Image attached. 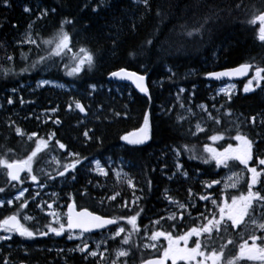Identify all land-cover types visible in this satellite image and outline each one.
Here are the masks:
<instances>
[{"label": "trees", "instance_id": "trees-1", "mask_svg": "<svg viewBox=\"0 0 264 264\" xmlns=\"http://www.w3.org/2000/svg\"><path fill=\"white\" fill-rule=\"evenodd\" d=\"M41 0H9L10 7L0 4V144L11 147L15 150V157L22 158L31 147L32 142H26L10 132L9 120L14 121L26 133L37 132L38 136L46 137L49 132L55 133V138L65 143L66 150H59L53 142H49L52 151L47 149L38 153L34 158L33 169L38 171L45 162L51 157L58 159L66 156V151H77L90 160L95 158L102 163L107 161H122L125 167L127 178L132 179L134 188H129L125 180L115 181L112 173L105 178L95 177L88 163H85V173L79 168L73 172L75 180L68 188L69 194L77 202L83 201L80 191L85 189V208L98 215H123L127 214L121 210L122 207L129 208L133 203L134 196L140 197L138 205L143 208L142 220L139 225L146 223L147 215L151 212L162 210L161 204H168L165 197L167 192L174 200L180 203L202 204L199 195H204L208 190L203 186L204 182L217 180L220 181L224 173L228 170L218 168L215 163H202L200 159H189V155L184 153L179 157V162L183 165V170L187 176L175 175L174 164L175 156L171 149L178 145H187L193 148L195 153L203 155V145L209 144L208 136L222 132L223 139L217 143L218 149L231 143V139L236 133V126L239 125L242 132L256 141L253 146V160L251 166L264 168L255 165L256 156L264 157V126L260 125L259 120L256 126L245 122V117L264 113V91L258 89L249 94L238 93L233 97L232 102L226 99L218 102L213 101L211 93L214 92L218 84L209 83L206 80V73L237 67L242 63H250L264 67V43L258 37L259 22L255 21L254 16L264 11V0H153L152 14L147 16L142 23L138 24L136 38L130 40L119 52L113 55L107 51L111 41L104 37L108 34L105 26L113 17L117 20L124 17L123 24L127 26L133 20V13L138 11L131 0H108L112 4L111 8L100 9L93 14L88 9L81 12L78 8L82 0H44V3L52 6H63L64 13L75 16L79 20H87L91 23V28L87 33L80 31V24L74 27L69 26L67 31L72 35V43L77 47L87 45L88 47L100 49L99 59L93 69L87 75L80 77L67 76L62 70V64L70 63L69 56L63 57L64 62L59 63L60 58L54 57L45 63L38 64L28 71H21L26 66H30L38 55L44 52L35 46L29 50L28 45H17L16 40L21 38L25 27L30 19L22 8L25 3L33 6ZM93 3L96 0H92ZM179 3V8L170 7V4ZM207 3L215 5L212 9L216 13V18L209 22L206 30L196 38L180 39L176 33L178 26L186 20L191 23L193 14L202 16L208 9L200 5ZM157 5L162 6L165 15L157 18L155 12ZM239 5V7H236ZM15 25V27H13ZM37 29L43 37H48L52 33V21L43 22V27L37 24ZM79 32V35L75 33ZM154 33L158 41L151 52H146L143 56L129 57L128 51L132 50L133 45H138L141 40ZM127 36L128 33H123ZM166 50V51H165ZM75 51V49H74ZM27 54V59H22L20 53ZM11 54V63L5 60V55ZM147 65L149 75L147 86L149 96H140L131 88L109 81L107 72L115 70L117 67H127L129 70H140L139 64ZM11 68L7 75L5 68ZM170 69V71H169ZM143 71V70H140ZM253 71V69H252ZM40 79L53 80L60 82L68 87L67 91L56 90L54 88H37L36 84ZM96 83L97 91L92 97L87 96V84ZM195 85V87H193ZM242 83H238L241 88ZM185 89L179 92V89ZM12 89H16L12 92ZM191 94V95H189ZM8 97L13 100L12 104L7 103ZM179 97V98H178ZM74 99H80L81 103L91 106V110L86 107L87 116L85 121L81 118L74 105L72 110L68 105ZM23 100L24 103L20 101ZM102 101L103 113H98L95 103ZM183 105V107H181ZM198 105H204L209 109L213 117L219 118L220 123L210 124L208 130L198 135H191L198 122L196 117L184 113L182 108L191 109L193 112ZM214 106V107H213ZM52 107L57 108L56 113L46 112ZM230 107L231 115H225L224 109ZM120 112V116H113L107 109ZM171 109V111H168ZM217 109V112H215ZM149 114L150 125L153 135L144 146H127L119 139L121 135L137 130L143 123V113ZM126 113V115H125ZM107 119H97V115H105ZM184 119H177V116ZM59 118L61 123L54 124L52 121ZM86 128H92L95 135L103 137L102 143L95 140L84 143L82 133ZM5 137H8L5 140ZM258 145V147H257ZM182 151V148H181ZM2 153V150H0ZM11 156V154H9ZM161 166H163V171ZM231 170H244L235 167ZM172 176V179H168ZM72 178V177H71ZM7 181L6 177L0 172V187ZM148 181H151L149 186ZM218 185V184H215ZM54 190L59 191L53 184ZM188 189H191L193 196L189 197ZM245 189V183L236 191L226 192L228 200L231 195H238ZM52 191V190H51ZM264 193V189H260ZM116 196L115 200H107L108 196ZM31 192H27L25 199L28 202ZM11 197L10 194L3 196ZM101 198H105L103 203ZM215 199L221 197L215 195ZM36 200V203L40 199ZM160 204V205H158ZM37 205L27 204V214L36 216ZM120 205V209L118 206ZM127 205V206H124ZM202 209L211 206H201ZM190 209V207H188ZM2 208L1 211H4ZM133 213V212H132ZM199 211L189 210V216L176 223L180 224L184 230L194 226V221L190 222V217H197ZM206 213V212H205ZM233 243L225 246V251L231 256L238 252L239 240L236 242L234 229L228 228L227 234ZM224 239L217 238L213 247L225 244ZM238 241V240H237ZM15 245H18L15 242ZM42 246V247H41ZM48 246L45 240L35 241L24 244V255L21 251H8L5 249L0 252V264H4V258L10 256L8 264H54L53 257L44 249ZM43 248L37 251L36 248ZM135 264H140L142 259L158 256L157 252L136 249ZM64 264H82L80 259L65 258Z\"/></svg>", "mask_w": 264, "mask_h": 264}, {"label": "snow or ice", "instance_id": "snow-or-ice-1", "mask_svg": "<svg viewBox=\"0 0 264 264\" xmlns=\"http://www.w3.org/2000/svg\"><path fill=\"white\" fill-rule=\"evenodd\" d=\"M132 4L136 6L138 11L134 12L133 20L130 24L125 26L123 24L124 17L121 16L119 20L115 17L106 24L108 28V34L104 37L106 40L111 41V44L107 51L115 55L121 50V48L128 44L130 40L134 41L136 38V33L138 29V24L142 23L143 20L152 14L153 10V0H131ZM0 4H3L7 7H10L9 0H0ZM208 9L207 13L202 16H196L193 14L191 23L187 20L178 26V31L176 33L177 37L180 39L196 38L201 35L205 30L210 21L216 18V13L212 11L215 5H209L203 3L200 5ZM93 14L97 13L100 9H108L112 7L111 3H108V0H96L95 3L92 0H82L78 8L81 12L88 9ZM157 10L155 15L157 18H161L165 15L162 6L157 5ZM170 7L179 8V3L170 4ZM239 7V5H236ZM23 13L30 17L28 23L25 27L24 33L21 35V38L16 40L17 45H28L29 50L31 47L35 46L37 49H40L44 52L43 55H38V59L34 60L30 66H26L21 69V71H28L30 68L36 67L38 64L45 63L48 60H53L54 57L60 58L63 61V57L69 56L70 63L62 64V70L67 76L70 77H80L81 75H87L89 71L93 69L95 64L99 59L100 49L93 50L87 45H81L77 47L76 44L72 43V35L67 31L69 26L74 27L77 23L80 24V31L87 33L91 28L90 21L79 20L75 16H70L64 13L63 6L57 7L50 4L44 3V0H41L40 3L33 6L31 3H25L22 8ZM46 20L52 21V33L48 37H43L41 32L37 29V24H40L43 27V22ZM259 21L260 23V35L259 39L264 41V11H261L259 15L254 16V19L250 23ZM15 27V25H13ZM127 32L128 35L124 36L123 33ZM79 35V32L75 33ZM158 41V37L154 33H149V36L141 40L138 45H133L132 50L127 52L129 57L143 56L146 52H151L152 48L155 47ZM75 49V51H74ZM166 51V50H165ZM22 59H27V54L24 52L20 53ZM5 60L11 63L13 56L11 54L5 55ZM53 63L57 61L53 60ZM47 66V65H46ZM139 69L143 70H129L127 67H117L115 70L108 71L107 77L110 80H120V81H130L132 85L145 96H149V88L146 86V78L149 75L147 65L144 63L139 64ZM253 69L251 78L245 83L243 92L250 93L254 92L255 88H260L264 91V67L259 65H252L250 63L239 64L236 68L227 69L221 72H208L206 76L214 77L219 79L222 76H240L246 75L249 73V70ZM170 71V69H169ZM5 74L7 75L11 72V68L4 69ZM51 83L48 80H41L38 82L40 86ZM195 87V85H193ZM234 87V85L232 86ZM16 89H12V92H15ZM87 96L92 97L93 93L97 91L96 83L87 84ZM185 89L180 88L179 92H184ZM221 92H224L227 96L228 102L233 101V95L228 94L227 89H220ZM191 95V94H189ZM179 98V97H178ZM149 99L151 97L149 96ZM24 103L23 100L20 101ZM8 104H12L13 100L11 97L7 99ZM74 108L79 110V113L87 114L86 107L88 110H91V106H86L81 103L80 99H74L71 104L67 107L69 110ZM95 107L98 113H103L104 109L102 106V101H97ZM183 107V105H181ZM202 110L208 114L209 119H214L216 124L220 123V119L213 117L211 113L204 107V105H198ZM214 107V106H213ZM108 112H112L113 116H120V112H116L113 109H107ZM168 111H171L169 109ZM187 112L191 113V109H187ZM46 112L56 113L57 108L52 107L47 109ZM225 115H231L232 110L230 107L224 109ZM126 115V113H125ZM107 119L105 115H97V119ZM177 119H184L183 116H177ZM259 120L260 125L264 126V113H257L252 116L245 117V122L251 124L253 127L256 126V122ZM54 124L59 125L61 121L59 118L52 121ZM10 132H14L16 136L25 140L26 142H32L34 144L31 147V150L22 157H15V150L11 147H6L4 144H0V172L6 175L7 181H15L16 184H23L24 179H30L34 183L38 181L37 175L34 174L33 162L34 158H37L38 153H41L43 150L47 149L49 152L52 151L49 142H53L54 146L59 150H66L67 146L65 143H62L60 139L55 138V133L49 132L46 137L38 136L37 132L26 133L20 126L15 124L14 121L9 120ZM204 129L201 127V123L197 122L195 125V132H191V135H195L197 132H203ZM153 135V129L150 125L149 114L147 111L143 113V123L140 127L133 132H128L124 135H121L119 139L123 141L126 145L138 146L145 144L148 140L151 139ZM83 142L88 143L95 140L96 143H102L103 137L100 135H95L92 128H86L83 133ZM8 137H5L7 140ZM210 141H217L223 139V133L217 132L207 137ZM231 139L235 140L237 144L233 146L231 143L227 147H223L222 150L211 147L209 144L203 145V153H207V157L203 155H197L193 148H190L187 145H178L176 148L171 149L174 156L179 158L184 153L189 155V159H200L202 163L210 164L214 161L217 167L223 166L225 168H231L234 166V163L238 161L240 165H243L248 173L247 178V191L240 192L239 195H231L230 200L225 199L223 191L221 198L219 200L212 198L211 195H199V200L208 202L210 201L212 205L215 206V210L206 208V213H211V219L205 213H198L197 219L204 221L202 224H194V226L188 227L187 230H184L180 224L176 223L177 214L169 213L167 220L173 221L171 225V231L161 230L153 227L149 235L148 227L144 226V236L147 237L148 243L143 244L144 248H153L158 249V242L161 240L166 241V246L159 250V255L155 257H150L148 259H142L140 264H166L170 261L171 264H239L241 259H246L248 261H259L260 264H264V193L259 190H254V186L257 183L264 184V168L258 170L257 167L249 166V161L253 160V146L256 144V141L250 138L247 134L241 131L240 126H236V133ZM261 142H264L262 139ZM258 147V145H257ZM182 148V151H181ZM11 154V156L9 155ZM71 158L68 163L63 164L62 170H57L56 175L59 177H64L67 179L65 174L71 176L75 180V176L72 175L73 172L77 171V165L81 167L84 166L82 162L88 164H94L95 170L100 174L107 176L108 173L105 171L104 167H101L100 161L92 158L91 160L83 156L80 152L77 151H66V157ZM54 163L59 164V160L55 156L52 157ZM255 165L264 166V157L256 156L253 161ZM163 171V166H161ZM175 172L173 176L179 174L187 176V172L183 170V165L179 162V159L176 160L174 164ZM116 175H120L119 172H116L115 169H112ZM21 173H25V176H21ZM126 182L129 188H134L132 179L127 178V174H124ZM46 179L55 180V177L46 176ZM168 179H172V176H169ZM240 175L233 172L232 176L228 177V182L225 183L224 188H233L237 187L239 183ZM220 183L217 180H211L203 183L205 188H211L213 185ZM16 184H6L3 187H0V193H5L6 188H15ZM150 186L151 181H148ZM44 187L43 183L39 185ZM27 188L17 189L16 196L13 199H8L7 201L0 200V206H4L5 203L8 206L13 204L15 200L18 204V207L14 212L9 215L0 218V231L4 235H0V241H8L13 238V234L18 235L25 239H33L36 236H47L50 233L63 237L67 236L69 240H79L80 243L76 244L74 248L69 249V252H80L83 254V258L87 261L88 257H104V251H108L107 248L104 251L98 252L96 249L89 247L90 241L85 238V233H92L93 230L103 229L105 232L109 233L107 239L115 241L117 238L121 237V234H124L120 239L121 245H127L128 247H119L114 249V258L112 259V264H128V257L131 254V237L134 234H138L141 231L140 226L137 223L138 217L141 216L144 211L143 208H138L134 214L130 215H98L92 211H89L87 208L81 207L78 211L76 210L75 203L71 200V194H69V202L67 204V211L63 215L56 211H49L48 215L52 217V220L43 226V228H31L21 222V214L23 209L26 208L28 204V199L21 198L25 196ZM86 192L80 193L81 196L86 195ZM38 195V194H37ZM52 195H55L53 193ZM119 193H116L113 196H108L107 200H115L116 196ZM189 197H192L194 194L191 189H188ZM166 199L170 203L176 204L179 209L187 210L188 207H194L190 202L189 204L180 203L174 200L171 196L165 193ZM29 199H34V197H29ZM105 198H101L103 203ZM140 197H135L133 203L138 205ZM118 207L120 205H117ZM127 206V205H124ZM40 207V205H37ZM52 204H48V209H52ZM255 213V214H254ZM183 213H180L181 224L183 223ZM248 217V220L245 218ZM23 221L27 222L32 217L26 213L22 214ZM165 217H160L159 220H164ZM159 220L151 221V225H156L159 223ZM123 221L124 223H119ZM230 222V223H229ZM243 224L247 225L249 222L252 226V232L248 235L247 239H242L239 244L238 252L231 257L222 259L224 256L225 245L220 244L219 247H213L216 243L217 238L223 240L224 236L227 234L228 228L236 229L238 225ZM108 226H112L109 228ZM114 229V230H113ZM259 231L260 236L256 235L255 232ZM191 240V246L189 244ZM260 241L258 244L257 241ZM251 241V244L248 243ZM96 247L99 248L102 244H106L107 240L96 241ZM227 243H233L232 240H228ZM61 251L62 250H59ZM123 258V259H121ZM4 264H8L7 257L4 258ZM23 264V262H21ZM99 264V262H98Z\"/></svg>", "mask_w": 264, "mask_h": 264}, {"label": "rangeland", "instance_id": "rangeland-1", "mask_svg": "<svg viewBox=\"0 0 264 264\" xmlns=\"http://www.w3.org/2000/svg\"><path fill=\"white\" fill-rule=\"evenodd\" d=\"M259 29H260V23H259ZM259 35H260V31L258 33V37H259ZM262 42L264 43V41H262ZM60 62L63 63L64 60L63 61L60 60L59 63ZM250 78H251V76L248 79H250ZM41 80H45V79H40L39 81H41ZM247 80H245L244 82H242L241 88L238 87V84L232 83V82L218 84L216 86L214 92L211 93L212 100L213 101H216V102H218L220 100H223V99H226L227 100V96L225 95V93L220 91V89H222V88L227 89L229 95H232L234 93L233 97H235L239 92L242 93V94H249V93H244L243 92V88H244L245 83H247ZM48 81H50L51 83L46 84V85H43V86H40L38 84V82H37V84H36L37 88H42V87H45L46 86V87L54 88L56 90H61V91H67L69 89L68 87L64 86L60 82L53 81V80H48ZM262 83H264V82H262ZM233 85H234V87H232ZM258 89H260V88H258V87L255 88L254 92L257 91ZM250 93H253V92H250ZM182 110H183L184 113H188V115H192L193 117H196V119H198V122L201 123V127L204 129V131L203 132H197L195 135L206 132V130H208V128H209V125L210 124H214V119H209L208 118V114L204 110H202L200 107H197L191 113L187 112L186 111L187 109L182 108ZM208 111L210 112L209 109H208ZM215 112H217V109H215ZM211 115H212V113H211ZM224 116H227V115H224ZM82 119H83V121H85V118H82ZM218 142H219V140H217L215 142L209 141V145L211 147H214V148H217L218 149V147L216 146ZM236 144H237V142L234 140V145L233 146H235ZM223 147H227V145H225ZM223 147H221V149H218V150H222ZM204 155L207 157L208 154L207 153H204ZM52 157L53 156H51L45 162L44 166L41 169H39L38 171H34V174L37 175V177H38V181L37 182L34 183L33 181H31L30 179H27V178L24 179V183L23 184H16V183H12V182L5 181L4 186L6 184L11 183V184H16V187L15 188H6L5 193H0V200H4V201H7L8 198H5L4 199L3 196L6 195V194H9L11 191H12V197L10 199H13L16 196V190L17 189L27 188L28 189L27 192H31L30 196L31 197H34V199L37 198V196H38L37 194L40 195V193H42V192L45 193L44 195H41L40 200L37 203H36V200H33V199L28 202V204H34V203L35 204H40L41 203V204L44 205L43 207H38L37 208V214H36V216L27 214V209H26L27 206H26L25 209L21 210L22 211V214L23 213H26L27 215H29L30 217H32V219H30L29 221L25 222V221H23L22 214H21V216H20L21 222L22 223H25L26 226L31 227L33 229L39 227V225L38 224H35V222H36V220L41 219V217H43V219L45 221L44 224H47L49 221L52 220V217L51 216H49V215L47 216V211H48L47 210L48 209L47 206H48L49 203L52 204L54 202L53 201V197H54V200H56L55 202H58L57 204H62L63 203V200L65 201V199H67V198L69 199V192H70V190H68V188L73 183V179L71 178V176H68L67 173L65 174V176L67 177V179H65L64 177H59V176L56 175V172H57V170H62V167L61 166L63 164H65V163H68L71 158H65L66 156H64L61 159L60 158L58 159V157L55 156L57 158V160H59V162H60L59 164H57V163H54L53 162ZM177 159L178 158L176 157L175 158V162H176ZM82 163L84 164V166L81 167L80 165H77V168H79L83 173H85V163L84 162H82ZM213 163H214V161H213ZM230 163H234V166L231 167L230 169L229 168H225L223 166H220L218 168L225 169V170H228V169L231 170V169L235 168L236 166L237 167H240V168H243L244 170L235 172V173H238L240 175V180H239V183L237 184V187L235 189H233V188L225 189L224 188L225 183L228 182V177L232 176V174H227L222 179H220V181H219L220 183H218V185H213L211 188H206L208 190V192L206 194H204V195H211L212 198H214L215 195L221 197V194H222V191H223L224 198L227 199L228 198V195L226 194V192L236 191L244 183H245V189H243V191H241V192H246L247 191V178H248V173H247L246 169L244 168L243 165H240L238 161H236V162H230ZM100 164H101V167H104L105 168V171L108 174L109 173H112L113 174V176H114L113 178H114L115 181H121V180H125L126 181V178H125V175H124V174H126L125 171H124L126 166L123 164V162L121 160L120 161H107L106 163L100 162ZM249 166L252 167L250 161H249ZM89 167H90V170H91L92 174L95 177H101V178H105L106 177L104 175H100L95 170V165L94 164H90ZM112 169H115L116 172H119L120 173V175H116V173H114L112 171ZM3 175L6 177L5 174H3ZM23 176H25V174ZM46 176L55 177V180L53 181V180L46 179ZM6 179H7V177H6ZM41 183H43L44 187H40L39 186ZM53 184H55L58 187V190H60V192L59 191H55V190H52V191L50 190V193H46V191H47V189L49 187L54 188ZM261 188L264 189V184L259 183V182L257 183V185L254 186V190H259L260 191ZM27 192H25V195H26ZM53 193H55V195H52ZM23 199H25V196L23 198H21V201L20 202H23ZM71 200H72V197H71ZM201 202H202V206H205V205L208 206L209 205V206L213 207V210H215V206L212 205L210 201H208V202L201 201ZM195 204H197V202ZM1 207L2 206H0V210H1ZM17 207H18V204H17V202L15 200H13V204L11 206H8L5 203V210L6 211H5V215L4 216L9 215L12 212H14ZM138 208H141V207L139 205H137V204H130V207L129 208L127 207L125 209L124 207H122V211H124L127 215H130V214H134L135 211L138 210ZM195 208H196V206L190 207V209H195ZM190 209L187 208V210L185 211V209H179V208H177V209H175V212L174 213L177 214V219L180 218V213H183L184 214L183 215V218H186V217L189 216V210ZM201 211H202V213H205V209H202ZM60 213L63 215V213H66V212L63 211V212H60ZM205 214L208 215L209 219L212 218L211 217V213H205ZM141 216H142V214H141ZM141 216L138 217V220H137L138 225H139L140 221L142 220L141 219L142 218ZM195 219H197V217H194V218L193 217H190L189 218V221L192 222V221H195ZM245 219L248 220V217H246ZM156 220H159V219H156ZM164 220H167V216H165V219ZM164 220H159V223L153 226V225L150 224V222L146 218V223L143 224L142 226L139 225L140 228H141V231L138 234H134L131 237V241H130V243H131V254L127 258L128 259V264H134V263H136L135 260H136V258H138V255H136V249L137 248H140V250L143 249V250H149V251L157 252L159 254V250H162V248L164 246H166V241H163L162 238L158 242V248H159V250L158 249H153V248H147L146 249V248H144L142 246L143 244L148 243L147 237H145L144 234H143L144 233V226H146V225L149 226L148 227L149 235H150L151 230L153 229V227H155L157 229H161V230H167V229H165V227L163 225V221ZM152 221H154V220H152ZM167 222L171 223L173 221L168 220ZM203 222L204 221L197 219L196 224H202ZM119 223H122L123 224L124 222L123 221H120ZM171 230L172 229L170 228V231ZM234 232H235L236 242H238V244H239V240L241 242L242 239H247L248 235L252 232V226H251L250 222L247 225L243 224V222H242L241 225H238L237 228L234 229ZM255 234L258 235V236L261 235V233L259 231L255 232ZM0 235H4V233H0ZM108 235H109V233H106V234L102 235L100 238H98L96 240H93V243H94V248L93 249H96L98 252H100V251H104V249L107 248L108 251H104V257H100V256H97V257H88L87 261L90 262L89 264H98V262H99V264H112V259L114 258V252H113V250L114 249H117L119 247H128L127 245H121L120 244V239L122 238V236L124 234H121V237L120 238H117L115 241H112L113 243L111 244V246L108 244V241L110 240V239H107ZM39 238H40V236H36L33 239H25V238H22V237H20L18 235L13 234V238L11 240H8V241H0V248H1L0 249V252L3 251L2 248H4L5 245L8 242H10V241H15V242H19V241L20 242H23L24 241V242L31 243V242H34V241L41 240ZM225 239H226L225 240L226 245L225 244L224 245L225 246L230 245L229 243H227V241L230 239L229 236H225ZM64 240L67 241L66 237H65ZM102 240H107V243L106 244H102L99 248H97L95 242L96 241H102ZM71 241L74 242V240H71ZM248 243L251 244V241H248ZM257 243L259 244L260 241L258 240ZM189 244L191 246V240H190ZM214 245L217 246L218 243H215ZM232 256H234V255H232ZM228 257H231V254L230 253H227L226 251H224V256L222 257V259H226ZM121 259H123V258H121ZM168 264H171V262L168 261ZM178 264H182V262H178ZM239 264H260V262L259 261H248L246 259H241L240 262H239Z\"/></svg>", "mask_w": 264, "mask_h": 264}, {"label": "flooded vegetation", "instance_id": "flooded-vegetation-1", "mask_svg": "<svg viewBox=\"0 0 264 264\" xmlns=\"http://www.w3.org/2000/svg\"><path fill=\"white\" fill-rule=\"evenodd\" d=\"M50 190H54V188H51V187H49L48 189H47V191H46V193H50ZM82 192H85V189H83V190H81L80 191V193H82ZM10 195H11V197H12V191L9 193ZM45 193L44 192H42V193H40V195L38 194V196H37V198L36 199H40V197H41V195H44ZM11 197H7L8 199H10ZM82 198H83V201H81V202H77V201H75V199L72 197V201L75 203V205H76V210L78 211L81 207H83V208H85V195H83L82 196ZM69 199L67 198V199H65V201L63 200V203L62 204H57L58 202H55L56 200H54V197H53V203H52V209L50 210V209H47L48 211H47V216H48V212L49 211H56V212H63V211H67V203L69 202L68 201ZM41 204V203H40ZM158 205H160V204H158ZM192 205H194V206H196V208H195V210H198L199 211V213H202V208H201V206H202V204H192ZM161 206H162V210L161 211H159V212H157L156 214H154L155 212H151V214L150 215H147V220L149 221V222H151L152 220H156V219H159L160 217H165V216H168V214L169 213H174L175 212V209H177L178 207H177V205L176 204H172V203H170L169 201H168V204H161ZM41 207V206H40ZM191 207V206H190ZM2 208H5V205L4 206H2L1 207V209ZM47 208H48V206H47ZM125 208V207H124ZM118 209H120V207H118ZM126 209V208H125ZM89 210V209H88ZM121 210H122V208H121ZM1 211V210H0ZM5 211L6 210H4V211H1L0 213V218H3L4 217V215H5ZM89 211H91V210H89ZM180 219V218H179ZM177 220V219H176ZM168 220H164L163 221V225H164V227H165V229H167V230H169L170 231V228H171V225H172V223L173 222H171V223H169V222H167ZM44 219H43V217H41V219H38V220H36V222H35V224H38L39 225V227L38 228H43V226L45 225L44 224ZM196 222H197V219H195V221H194V224H196ZM193 224V225H194ZM110 228H112V227H110ZM0 233H3L2 231H0ZM107 232H105V231H103V232H100V233H96V234H91V235H87V234H85V238H87L89 241H90V244H89V247L90 248H94V243H93V240H96V239H98V238H100L102 235H104V234H106ZM65 237H66V239H67V236L65 235V236H63V237H58V236H55V235H53V234H49V235H47V236H43V237H41L40 236V238L39 239H41V240H45V241H47L48 242V246H46L47 248L46 249H44V250H46V251H48L49 253H50V255L53 257V261H54V264H64L63 262H66V261H68V260H66L65 258L67 257V258H72V259H80L81 261H82V264H89L90 262L89 261H86L84 258H83V254L82 253H80V252H69L68 250L69 249H72V248H74L75 247V245L76 244H78V243H80V241L79 240H74V242L73 241H71V240H69V239H67V241H65L64 239H65ZM41 240H38V241H41ZM35 242V241H34ZM18 245H15V241H10V242H8L6 245H5V247L4 248H2V250H7V252L8 251H21V254L22 255H24L25 253H24V249H25V247H24V244H27V243H29V242H16ZM31 243H33V242H31ZM113 242H112V240H109L108 241V244L111 246V244H112ZM42 247V246H41ZM41 247H38V248H36V250L37 251H41L43 248H41ZM1 249V248H0ZM58 249L59 250H62V252L61 251H58ZM9 253V252H8ZM9 258H10V256H8L7 257V261L9 260ZM135 264V263H134Z\"/></svg>", "mask_w": 264, "mask_h": 264}, {"label": "water", "instance_id": "water-1", "mask_svg": "<svg viewBox=\"0 0 264 264\" xmlns=\"http://www.w3.org/2000/svg\"><path fill=\"white\" fill-rule=\"evenodd\" d=\"M236 68V67H234ZM232 69V68H230ZM224 70H227V69H223V70H216V71H212V72H221V71H224ZM251 73H252V69L249 70V73L246 74V75H240V76H231V77H228V76H222L220 77L219 79L217 78H214V77H208L206 76V80L207 82L209 83H215V84H221V83H227V82H232V83H240V82H244L245 80H247L250 76H251ZM109 81L113 82V83H117V84H121V85H125V86H128L130 87L132 90H134V92H136V94L140 95V96H145L143 93H140L134 85L131 84L130 81H120V80H110ZM146 86H147V78H146ZM148 87V86H147ZM79 112V110H78ZM87 113V112H86ZM80 115L84 118L87 116V114H83V113H80ZM136 131V130H134ZM133 132V131H132ZM149 141V140H148ZM148 141L143 144V145H138V146H144L148 143ZM124 143V142H123ZM125 144V143H124ZM126 145V144H125ZM127 146H131V145H127ZM25 173H21V176H23ZM13 183H16L15 181H12ZM109 228L112 227V226H108ZM105 230L103 229H100V230H93L92 233H85L87 235H91V234H96V233H100V232H103ZM166 264H168V262H166Z\"/></svg>", "mask_w": 264, "mask_h": 264}, {"label": "bare ground", "instance_id": "bare-ground-1", "mask_svg": "<svg viewBox=\"0 0 264 264\" xmlns=\"http://www.w3.org/2000/svg\"><path fill=\"white\" fill-rule=\"evenodd\" d=\"M230 69V68H229ZM128 87V86H127Z\"/></svg>", "mask_w": 264, "mask_h": 264}]
</instances>
